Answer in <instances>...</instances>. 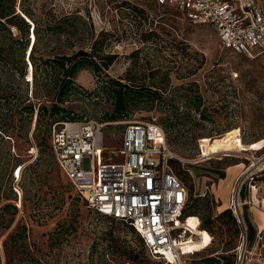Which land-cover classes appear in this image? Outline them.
I'll list each match as a JSON object with an SVG mask.
<instances>
[{
	"label": "rangeland",
	"instance_id": "rangeland-1",
	"mask_svg": "<svg viewBox=\"0 0 264 264\" xmlns=\"http://www.w3.org/2000/svg\"><path fill=\"white\" fill-rule=\"evenodd\" d=\"M23 1L36 15L50 7L58 14L76 11L90 17L95 34L112 33L101 52L117 54L107 74L127 75L122 81L144 85L147 95L128 108L127 116L110 121L113 102L100 88L98 76L84 69L74 76L79 89L67 105L75 119L107 123L102 132L108 148L119 147L128 121H155L165 129L175 154L173 170L188 189L186 209L193 215H188L187 225L197 235L195 245L207 241L196 215L211 221L212 243L192 255V261L213 257L221 264L222 256L234 254L243 241L242 224L226 218L219 228L214 220L221 198L215 193L221 191L228 208L235 203L231 214L240 215L246 227L244 264H264V51L248 56L226 49L211 26L192 25L175 8L159 7L153 0ZM128 2L164 19L165 32L156 29V38L142 41L147 23L138 25ZM40 44L36 57L60 51L53 40ZM24 60L27 73L32 65L27 56ZM6 81L0 76V129H5L0 131V264H134L131 252L140 242L131 228L95 213L63 175L50 171V136L59 122L47 117L39 121L36 110L30 120H23L18 110L11 114L13 108L8 109L13 103L5 97L10 93L13 101L26 104L28 97L37 103L32 83L24 77L10 90ZM153 89L158 99L150 97ZM197 96L201 103L195 109L191 99ZM16 166L18 181L13 176ZM83 166L89 167L87 158ZM69 223L73 226L68 228ZM247 225L254 231L251 242ZM60 229L63 233L57 235ZM146 258L145 264H159Z\"/></svg>",
	"mask_w": 264,
	"mask_h": 264
},
{
	"label": "built area",
	"instance_id": "built-area-1",
	"mask_svg": "<svg viewBox=\"0 0 264 264\" xmlns=\"http://www.w3.org/2000/svg\"><path fill=\"white\" fill-rule=\"evenodd\" d=\"M154 1L175 8L192 25L211 26L221 45L235 53L264 51V0ZM105 124L77 119L54 125L50 148L60 171L88 208L131 227L151 258L163 264H193L185 258L199 252L185 249L195 236L187 225L190 216L183 214L187 188L170 166L175 154L163 127L154 121H128L119 147L108 148L103 143ZM13 176L19 180L20 167ZM236 218L244 235L235 264H244L246 227L241 216Z\"/></svg>",
	"mask_w": 264,
	"mask_h": 264
},
{
	"label": "trees",
	"instance_id": "trees-1",
	"mask_svg": "<svg viewBox=\"0 0 264 264\" xmlns=\"http://www.w3.org/2000/svg\"><path fill=\"white\" fill-rule=\"evenodd\" d=\"M153 2L155 3L154 0ZM128 4L130 3L128 2ZM155 5L157 4L155 3ZM130 7L139 17L138 25L143 26V22L147 23L148 31L141 34L142 41L156 38L158 36L156 29L165 32L162 27L164 19H161V17L155 19L156 15L154 17L145 8L138 7L135 3L130 4ZM159 7L171 8L167 5ZM32 34H34L33 40H31ZM111 35L112 33L104 30H100L95 34L94 25L90 17H84L76 11L58 14L50 7L42 11V14L36 15L34 11L24 5L23 0H0V76L4 75L6 77L10 90L16 80L23 81L25 77L26 82L32 83V92L37 99V103H35L28 97H25L24 102L28 101V103L22 104L20 103V99L13 101L14 94L10 93L5 98L12 99L13 104L8 108L9 110L13 108L11 114L15 110H18L21 119L28 118L30 120L36 110V116L39 121H43L46 117L54 123L77 120L72 115L67 104L79 89V85L74 80L75 74L85 69L89 70L93 75L98 76L100 88L105 90L113 102V109L109 115V120L116 121L127 116L129 114L128 108H134L135 104L147 95L144 92L146 87L142 84H136V86L129 85H133L131 79H128L130 83L122 81V79H127V75L124 78H114L107 74V69L117 57L116 53H101L103 50L102 46L107 45ZM50 40L55 41V45H60V51L36 57L35 52L38 45H41L40 42L44 43ZM85 44H87L86 47H84ZM64 50H69L70 52L67 53ZM25 56L28 58V65L29 63L32 65L31 80L28 78L29 72L26 73ZM2 90L7 92L4 88ZM149 95L152 99L159 98V93L156 89L150 91ZM191 101L195 109H198L201 98L197 96L196 99H191ZM0 131L5 133L4 128L3 130L0 129ZM41 140L43 141V137H41ZM49 158L51 160L49 161L50 171L56 176L59 173L63 175L54 156L53 158ZM175 162L173 159L170 160L172 170L175 168ZM177 173L179 174L181 171H177ZM6 206L4 205L3 208ZM191 212L193 211L186 209L185 205L184 216L193 215L190 214ZM226 218L233 225H236L238 222L236 217L231 214L230 209L226 208L219 211L214 217V220L219 224V228L227 223ZM210 222L208 217L203 219L200 228L212 233ZM72 226L73 223L67 225L68 228ZM240 228L242 231V226ZM247 228V241L251 242L254 237V231L249 225H247ZM21 230L24 231L25 227L23 226ZM62 233V229L57 231V235H61ZM135 235L137 234L135 233ZM137 237L140 242V248L135 253L131 252V259L134 261V264H145L147 261L146 256L151 257L145 252L140 237L138 235ZM12 238L16 239L15 236ZM233 248L234 246L228 249ZM236 248L233 249L234 254L222 256L223 262L221 264H235ZM228 249L222 248L221 251L225 252ZM190 257L187 256L185 258L193 264H219V261L213 257L206 258L204 263L194 262ZM156 262L163 264L162 261L156 260ZM7 264H11L10 261Z\"/></svg>",
	"mask_w": 264,
	"mask_h": 264
},
{
	"label": "bare ground",
	"instance_id": "bare-ground-1",
	"mask_svg": "<svg viewBox=\"0 0 264 264\" xmlns=\"http://www.w3.org/2000/svg\"><path fill=\"white\" fill-rule=\"evenodd\" d=\"M32 38L34 39V34H33ZM31 75H32V68L29 69V79H30ZM187 223H188V221H187ZM206 233H207V241L204 242L203 244H201L200 246L199 245H195L196 243L194 241L197 240V235H196V233H194L195 236L191 237V240H190L191 243L186 244V248L185 249L202 251V250L206 249L207 247H209L210 244L212 243V236H211V234L208 231ZM200 238H203L202 234H200Z\"/></svg>",
	"mask_w": 264,
	"mask_h": 264
},
{
	"label": "crops",
	"instance_id": "crops-1",
	"mask_svg": "<svg viewBox=\"0 0 264 264\" xmlns=\"http://www.w3.org/2000/svg\"><path fill=\"white\" fill-rule=\"evenodd\" d=\"M32 36H33V34H32ZM29 78V77H28ZM114 158H117V157H114ZM216 195H220V201L218 202L219 203V206H218V208H220L219 209V211H221V210H223V209H226V208H228V205H227V200H226V196H225V194L224 193H222L221 191H218V192H216L215 193ZM218 199V198H217ZM235 204V203H234ZM264 224V223H263Z\"/></svg>",
	"mask_w": 264,
	"mask_h": 264
},
{
	"label": "water",
	"instance_id": "water-1",
	"mask_svg": "<svg viewBox=\"0 0 264 264\" xmlns=\"http://www.w3.org/2000/svg\"><path fill=\"white\" fill-rule=\"evenodd\" d=\"M31 39H32V37H31ZM238 217H239V219H240V216L238 215Z\"/></svg>",
	"mask_w": 264,
	"mask_h": 264
}]
</instances>
